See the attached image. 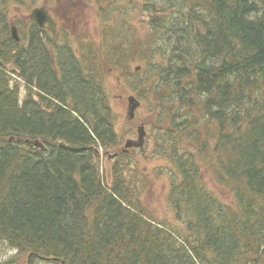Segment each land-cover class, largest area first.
Masks as SVG:
<instances>
[{
    "label": "trees",
    "instance_id": "16d2710c",
    "mask_svg": "<svg viewBox=\"0 0 264 264\" xmlns=\"http://www.w3.org/2000/svg\"><path fill=\"white\" fill-rule=\"evenodd\" d=\"M33 1L0 0V34L9 6ZM92 1L105 15L110 0ZM141 7L146 41L117 26L97 59L91 45L83 68L61 64L60 81L35 25L25 48L1 35L0 60L36 78L46 107L18 104L12 71L0 66V245L54 264H264V0ZM136 63L130 85L148 108L141 155L161 163L140 177L119 153L107 181L95 149L105 155L131 132L117 138L100 81L105 65L124 75ZM159 178L172 220L144 202Z\"/></svg>",
    "mask_w": 264,
    "mask_h": 264
},
{
    "label": "rangeland",
    "instance_id": "374dc122",
    "mask_svg": "<svg viewBox=\"0 0 264 264\" xmlns=\"http://www.w3.org/2000/svg\"><path fill=\"white\" fill-rule=\"evenodd\" d=\"M108 1V0H107ZM146 0H110V5L106 3L100 4L101 7L106 6L105 15H101L99 12L101 9L92 0H34L33 2H26L25 4H17L9 6L4 15L3 19L6 20L8 27L14 26L16 28V34L20 39H23L27 33V27L29 22V13L34 7H45L49 12L55 14L56 20V41H65L61 48H65L74 45L79 52L76 54V58L80 59L93 58L89 52L85 51V47L93 46V51L96 52L95 57L97 59L96 46L101 42H107L108 37H113L116 34L115 27L122 26L121 32H125V36L131 38L136 37L137 41H146L148 35L147 18L144 13L140 12L142 9V3ZM72 4V5H71ZM117 4V5H116ZM71 5V6H70ZM135 9V10H134ZM43 30H45L43 28ZM9 32L5 33L3 30L1 35H8ZM46 33L41 31L39 36L45 37ZM110 35V36H109ZM60 36V37H59ZM58 37V38H57ZM65 37V38H64ZM79 44L82 48H80ZM84 47V49H83ZM87 63V62H86ZM139 64V65H138ZM142 66H141V65ZM142 63L132 64L128 67V70L122 75L115 68L104 66V74L101 79V83L104 88L107 103L112 110L114 123L113 128L117 134V138L122 136L124 133L131 132L129 137H124L122 145L127 140H133L138 142V128L144 127V139L143 142L137 146V148L129 149L126 155H132L137 164V169L141 170L142 173H138L140 177L149 174L154 171L158 164L154 160L142 158V150L148 144L146 138L149 137L148 133H145L148 126L144 125L143 120L147 117V109L145 105L136 97L132 91L130 83L133 78V69L136 66L143 68ZM135 66V67H134ZM136 71L137 72H140ZM142 77V75H139ZM134 81V79H133ZM13 83L19 87L18 91V104H21L26 98V90L23 83L18 79H15L14 75H9V84ZM12 86V85H10ZM132 97L138 106L134 110V117H128V102L127 99ZM37 98V97H36ZM40 98V97H39ZM35 100V99H34ZM39 108L43 109V106ZM41 142V141H40ZM118 146L115 150H107L106 155H99L101 172L107 181L110 180V176L107 177L106 167H111L114 163V157L109 158V155L117 153L123 146ZM104 152V151H103ZM121 153V152H120ZM114 158V159H113ZM160 165V164H159ZM162 165V164H161ZM135 166V165H133ZM149 176V175H148ZM209 183L210 181L207 180ZM155 190L149 189L151 192L144 199L145 204L150 209L151 214L157 219L172 220L171 210L167 207V202L163 201L161 194H165L166 186L164 180H155ZM213 193L217 194L222 200L228 201L227 196L224 192L213 188V184L210 183ZM143 200V199H142ZM26 254H18V251L5 248L0 245V264H26ZM31 264H54L50 261H44L40 259L31 260Z\"/></svg>",
    "mask_w": 264,
    "mask_h": 264
},
{
    "label": "flooded vegetation",
    "instance_id": "af4514ba",
    "mask_svg": "<svg viewBox=\"0 0 264 264\" xmlns=\"http://www.w3.org/2000/svg\"><path fill=\"white\" fill-rule=\"evenodd\" d=\"M47 14H48L49 17L52 18V20L54 21V23L56 25L55 14L54 13L52 14L48 10H47ZM30 22H31V24H35L32 21H30ZM30 22H28V23L30 24ZM43 28L45 30H43ZM39 31H43V32L46 33L45 37H43V38L45 39L46 46H48V47H45L47 49V51H45V53L47 54V62H48L47 64H48V66H50L52 71L55 72L56 79L58 81L62 80V77H61V75H62V73H61V64H65L66 60L68 62H70L72 65H74V67L76 66L77 70H79V67H81V68L84 67V66H80V65L83 62L86 63V61L84 59L81 60L80 57L76 58V54H79L80 52H79L78 49H76V47L74 45H72V46L68 45V47L65 46L64 49L61 48V46L64 44L65 41L59 42V39H58V41H56V33H57L56 29H55V34H53L48 29L47 24H45L43 27L39 28ZM33 37L35 38L36 35L33 36ZM29 38H30V36L24 37V39H26V40H29ZM38 38L40 39L41 36H38ZM8 39H10L15 44L9 43L7 45V43H3L0 40L1 47H2V45L5 46V47L7 45L8 48H11L12 45H15V46L16 45H18V46L22 45L23 47L26 45L25 42L21 41V39L19 40V38L16 41V40L11 39L10 35H8ZM3 40H7V38H4ZM21 43H24V44H21ZM79 46H80V48H82L80 44H79ZM1 47H0V49H1ZM83 49H84V47H83ZM82 51H81V53H82ZM0 62H1L0 63L1 67H4L8 71H12L11 75H14L15 79H18L19 81H21L23 83V86L25 87V90H26V93H27L25 100L26 99H30L31 101L35 102L39 106L43 105V109H44V107H46V106L44 104H42V101H41V105H40V98L39 97H41L40 96L41 93L39 91V89H40L39 86H37V84H36V78H34V77L27 78L25 72H23V71L21 72V71H19L17 69H14L12 67V61H10L9 63H7V62L4 63V61L0 60ZM27 80H29V82H30L29 84L27 83ZM10 85H12L10 87H13V88L15 87L19 91V87L17 85H15L13 83H10ZM18 96H19V94H18ZM45 99L47 100V98H45ZM26 264H29V263H26Z\"/></svg>",
    "mask_w": 264,
    "mask_h": 264
},
{
    "label": "water",
    "instance_id": "95a60500",
    "mask_svg": "<svg viewBox=\"0 0 264 264\" xmlns=\"http://www.w3.org/2000/svg\"><path fill=\"white\" fill-rule=\"evenodd\" d=\"M29 18L32 22H34L35 24H37L39 27H43L44 24L48 25V29L55 34V30H54V22L53 20L48 16L47 11L43 8V7H38V8H34L30 14H29ZM11 33V38L13 40H18V36L16 34V29L14 27H11L10 30ZM138 67L135 68V70H137ZM138 106V103L135 102V100L130 97L128 98V114H129V118H133L134 116V110L135 108ZM138 142L132 141V140H128L126 141V143L124 144L125 148L128 147H135V146H139L142 141H143V136H144V132H143V128L142 126H140L138 129ZM34 145L36 147H39L41 150H44L43 145L38 142L37 140L34 141ZM116 156V154L111 155L109 157H114ZM30 256V254L28 255V257ZM62 263V261H61Z\"/></svg>",
    "mask_w": 264,
    "mask_h": 264
},
{
    "label": "bare ground",
    "instance_id": "6f19581e",
    "mask_svg": "<svg viewBox=\"0 0 264 264\" xmlns=\"http://www.w3.org/2000/svg\"><path fill=\"white\" fill-rule=\"evenodd\" d=\"M0 63H1V62H0ZM139 70H140V69H139ZM139 70H138V71H139ZM11 73H12V72H11ZM11 73H10V74H11ZM11 88H12V87H11ZM40 105H41V100H40ZM41 106H43V105H41ZM116 160H117L118 162L121 163L120 158H116ZM37 259L52 262V261H51L52 259H50V258H42V257H39V258H37ZM31 260H34V259H32L31 256H30L29 259H28V263H29V264L32 262ZM53 260H55V259H53ZM58 262H61V260H59ZM62 262H63V261H62ZM55 264H57V263H55Z\"/></svg>",
    "mask_w": 264,
    "mask_h": 264
}]
</instances>
